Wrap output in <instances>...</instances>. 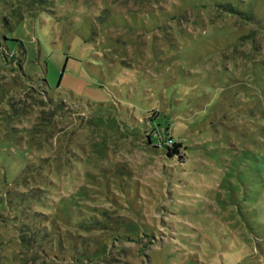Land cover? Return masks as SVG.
<instances>
[{
	"label": "rangeland",
	"instance_id": "1",
	"mask_svg": "<svg viewBox=\"0 0 264 264\" xmlns=\"http://www.w3.org/2000/svg\"><path fill=\"white\" fill-rule=\"evenodd\" d=\"M37 2L0 0V264H264V0Z\"/></svg>",
	"mask_w": 264,
	"mask_h": 264
},
{
	"label": "trees",
	"instance_id": "2",
	"mask_svg": "<svg viewBox=\"0 0 264 264\" xmlns=\"http://www.w3.org/2000/svg\"><path fill=\"white\" fill-rule=\"evenodd\" d=\"M33 1L38 3L37 1H45V0H33ZM144 142L147 146L154 149H159V146H161L162 152L164 153V157H166L167 159L175 158L178 161H182V159L185 158V151H184L185 146L180 140L175 139L172 135L168 134L164 136V139H160L158 143L150 144L151 140L147 138L146 140H144Z\"/></svg>",
	"mask_w": 264,
	"mask_h": 264
}]
</instances>
